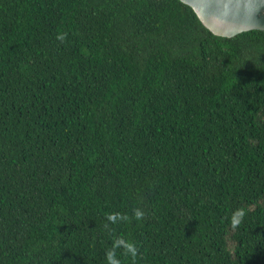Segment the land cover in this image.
Instances as JSON below:
<instances>
[{
	"label": "trees",
	"instance_id": "obj_1",
	"mask_svg": "<svg viewBox=\"0 0 264 264\" xmlns=\"http://www.w3.org/2000/svg\"><path fill=\"white\" fill-rule=\"evenodd\" d=\"M118 237L121 264H264V32L180 0H0V264H108Z\"/></svg>",
	"mask_w": 264,
	"mask_h": 264
},
{
	"label": "water",
	"instance_id": "obj_2",
	"mask_svg": "<svg viewBox=\"0 0 264 264\" xmlns=\"http://www.w3.org/2000/svg\"><path fill=\"white\" fill-rule=\"evenodd\" d=\"M193 9L215 36L234 38L249 31L264 32V0H180Z\"/></svg>",
	"mask_w": 264,
	"mask_h": 264
},
{
	"label": "clouds",
	"instance_id": "obj_3",
	"mask_svg": "<svg viewBox=\"0 0 264 264\" xmlns=\"http://www.w3.org/2000/svg\"><path fill=\"white\" fill-rule=\"evenodd\" d=\"M57 39L63 41L64 39H66V36L65 35H58ZM245 214L246 213H245V210L243 208L236 210L232 214L231 226L233 229H235L236 226L242 222ZM134 215H135V219L141 220L144 217V212L140 209H136L134 211ZM106 218L108 221H110L112 223H116L118 220H122V221H128L129 220L128 216L121 215L119 213L109 214ZM105 227L107 228L108 225L106 224ZM121 247H123L125 255L130 254L131 257L133 258V261H135V258L137 257L138 251H139L138 248L136 247V245L132 242L125 240L123 237H118L115 239L113 248L110 249L106 254L108 264H121L120 260H118L116 258V252H115L116 249H119Z\"/></svg>",
	"mask_w": 264,
	"mask_h": 264
}]
</instances>
